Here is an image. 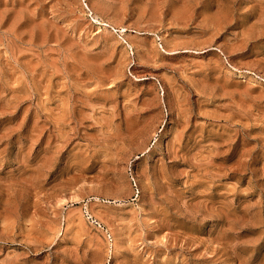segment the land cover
<instances>
[{
  "label": "rangeland",
  "instance_id": "obj_1",
  "mask_svg": "<svg viewBox=\"0 0 264 264\" xmlns=\"http://www.w3.org/2000/svg\"><path fill=\"white\" fill-rule=\"evenodd\" d=\"M0 264H264V0H0Z\"/></svg>",
  "mask_w": 264,
  "mask_h": 264
},
{
  "label": "bare ground",
  "instance_id": "obj_2",
  "mask_svg": "<svg viewBox=\"0 0 264 264\" xmlns=\"http://www.w3.org/2000/svg\"><path fill=\"white\" fill-rule=\"evenodd\" d=\"M239 77H244V76H242V75H239Z\"/></svg>",
  "mask_w": 264,
  "mask_h": 264
}]
</instances>
